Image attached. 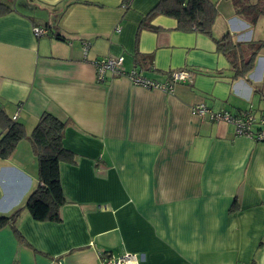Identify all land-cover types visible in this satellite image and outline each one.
Listing matches in <instances>:
<instances>
[{"label":"crops","instance_id":"obj_1","mask_svg":"<svg viewBox=\"0 0 264 264\" xmlns=\"http://www.w3.org/2000/svg\"><path fill=\"white\" fill-rule=\"evenodd\" d=\"M158 0H0V106L30 134L49 113L68 120L60 164L66 203L60 222L38 223L22 210L18 243L0 229V264H100L102 255L138 254L142 264H264V141L193 114L264 116V50L240 79L214 41L264 39V15L250 24L233 0H211L212 36L178 31L177 22L141 19ZM47 30L36 37L33 28ZM58 39H57V38ZM138 50L149 69L135 67ZM122 57L125 73L169 81L172 92L134 85L94 63ZM1 136V133H0ZM37 184L27 141L0 160V215L20 208Z\"/></svg>","mask_w":264,"mask_h":264},{"label":"trees","instance_id":"obj_2","mask_svg":"<svg viewBox=\"0 0 264 264\" xmlns=\"http://www.w3.org/2000/svg\"><path fill=\"white\" fill-rule=\"evenodd\" d=\"M239 15L248 12L250 24L264 15V0H233ZM125 9L128 0H122ZM128 5V6H127ZM12 9L0 3V17ZM165 16L177 22L181 32H197L207 37L212 36V27L217 16L211 0H158L151 10L141 19L140 29H150L151 21L156 16ZM57 38V37H56ZM58 39V38H57ZM215 49L228 62L234 79L244 78L252 69L258 53L264 50V39L247 43H234L229 34L214 41ZM135 67L148 70L147 57L138 50L133 56ZM68 120L44 113L30 134L24 126L10 118L0 106V160L10 157L21 141H27L37 160V184L20 208L7 215H0V229L9 226L18 243L23 239L17 230L22 210L38 223L60 222V208L66 203L60 184V164L73 163L75 154L63 145L64 132Z\"/></svg>","mask_w":264,"mask_h":264},{"label":"built area","instance_id":"obj_3","mask_svg":"<svg viewBox=\"0 0 264 264\" xmlns=\"http://www.w3.org/2000/svg\"><path fill=\"white\" fill-rule=\"evenodd\" d=\"M131 0H128V5ZM127 5V6H128ZM33 33L36 37L47 34V30L39 27L33 28ZM122 57H108L98 60L94 63L96 70V79L102 83L107 74L112 75H127L131 82L136 86H142L147 89H159L164 92H172L175 83L185 82L190 79L191 75L186 71H174L169 76V81L166 83H159L145 78L141 71L132 70L125 73L123 68ZM192 112L202 118L206 117L211 122H222L233 125L236 136L249 137L255 141H264V116L257 119L251 113H241L233 116L227 112H212L210 109L202 104L196 105L192 108ZM15 120V116L12 118ZM100 264H142V259L138 254L131 252H124L119 257L102 255Z\"/></svg>","mask_w":264,"mask_h":264},{"label":"water","instance_id":"obj_4","mask_svg":"<svg viewBox=\"0 0 264 264\" xmlns=\"http://www.w3.org/2000/svg\"><path fill=\"white\" fill-rule=\"evenodd\" d=\"M60 264H62V261L60 262Z\"/></svg>","mask_w":264,"mask_h":264}]
</instances>
